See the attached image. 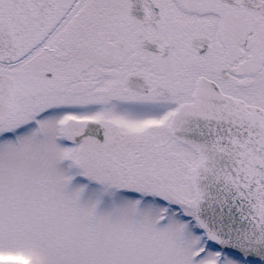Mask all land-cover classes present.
<instances>
[{"label": "snow or ice", "instance_id": "snow-or-ice-1", "mask_svg": "<svg viewBox=\"0 0 264 264\" xmlns=\"http://www.w3.org/2000/svg\"><path fill=\"white\" fill-rule=\"evenodd\" d=\"M0 264H264V0H0Z\"/></svg>", "mask_w": 264, "mask_h": 264}]
</instances>
